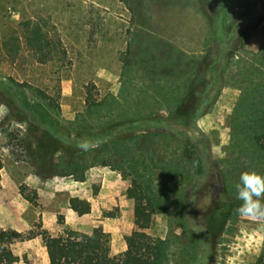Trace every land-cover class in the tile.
<instances>
[{"label":"rangeland","instance_id":"obj_1","mask_svg":"<svg viewBox=\"0 0 264 264\" xmlns=\"http://www.w3.org/2000/svg\"><path fill=\"white\" fill-rule=\"evenodd\" d=\"M188 2L208 29L198 37L193 23L194 44L172 16ZM263 9L264 0H0V227L16 231L14 264H50L48 238L72 229L102 230L108 264H132L134 230L164 240L162 264H264V19L223 84L209 59H220L215 11L229 25ZM208 83L215 102L178 120ZM205 144L210 164L194 190L193 155ZM134 179L154 209L149 223L134 216ZM78 199L94 214L80 216ZM206 202L219 207L205 244L191 214L206 223Z\"/></svg>","mask_w":264,"mask_h":264},{"label":"trees","instance_id":"obj_2","mask_svg":"<svg viewBox=\"0 0 264 264\" xmlns=\"http://www.w3.org/2000/svg\"><path fill=\"white\" fill-rule=\"evenodd\" d=\"M217 1L220 3L224 0ZM250 15L251 16H239L232 24L227 25L223 12L218 10L214 13L213 19L211 20V26L215 33L220 59L217 57H210L209 59L210 62L214 61L218 63L213 69L219 76V78L215 79L217 84L219 81L223 84V69L229 64L231 57L234 56V50L241 48V46L248 41L250 32L264 19V9L254 13L251 12ZM239 42L242 43V45H240ZM15 50V53H18L17 49ZM263 54L264 53H260V56L263 57ZM213 86V83L207 84L203 98L198 101L199 104H195V101L197 100L196 98L182 101L175 114L177 119L182 122H187L189 117L197 118L200 116L206 110V106L215 102L216 95L215 92L213 93ZM262 120L264 123V111L262 114ZM256 139L258 143L264 147V129L262 133L256 135ZM200 151L201 152L196 151L193 155L194 166L192 167L193 174L191 179L194 183V190L201 182L200 179L203 177L202 171L204 170V166L210 164V161H207L208 146L205 144ZM198 166L201 167V175L196 177L194 176L193 170ZM3 167L4 163L0 157V188L2 187L1 171ZM133 182L136 185V189L131 192V196L135 199V216L138 221L149 223L152 220V215L154 213L150 198L146 196L143 185L139 183L137 179H134ZM219 200L221 201L220 198H215V203L218 204ZM227 200L243 202L242 204L245 203L243 200H236L234 197H228ZM82 204L85 205L83 206ZM77 207L80 214L91 211V204L89 201L85 202L84 200L78 199ZM217 207L219 206H213L208 204V202L202 206L203 213H205L203 218L204 216L208 218L206 223L203 220H198L197 216L195 217V214H191L192 218L199 221L203 226L205 234L207 236L210 235L208 239L203 238L205 244L209 242L212 235H215L214 225H212L211 217L209 219V216L218 210ZM15 234L16 231L13 229L0 227V264H14V252L7 241ZM127 244L132 255V264H162L164 253L163 239L155 238L143 230H134L127 237ZM47 249L50 264H107V259L110 253V245L107 240H105L103 231L99 229H96L91 233L72 229L65 236L60 235L49 237L47 240ZM200 257H203V255L201 254ZM262 257H264V255H262ZM204 264H208L207 260L204 261Z\"/></svg>","mask_w":264,"mask_h":264},{"label":"crops","instance_id":"obj_3","mask_svg":"<svg viewBox=\"0 0 264 264\" xmlns=\"http://www.w3.org/2000/svg\"><path fill=\"white\" fill-rule=\"evenodd\" d=\"M188 3H185L184 5L181 4V3H177L176 4L177 6H175L177 12L173 13L172 16L173 17L177 16L178 17V21H179L178 24L181 23L183 25V28L180 31V34H178L180 36V40L184 39L185 41H188V44H190V43L194 44V43H196L195 41L198 42L200 40L199 39H196V40L194 39L195 31L191 28L192 25H195V24L197 25L198 24V27H197L198 32H199L198 37L199 36H203V38H204L206 36V34L208 33V29H207V23H206L205 15H199V14L194 13L193 6L191 5V3H189V4ZM162 5L164 7L163 9H166L168 11L169 10L168 6H171L173 4H169V1H168V2H164V3L162 2ZM158 10H160V9H158ZM174 22L177 23V18H171L170 20L165 21V23L167 25L172 24ZM193 23H195V24H193ZM210 26H211V24H210ZM211 29H212V26H211ZM179 30H180V28H179ZM178 35H177V38H178ZM165 36H166L165 37L166 39L174 40V36L171 35V32H167V34ZM0 157L1 158L3 157L2 156V152L0 153ZM2 160H3V158H2ZM3 169H4V167H3ZM1 173H2V171H1ZM3 181H4V179H3ZM0 192H5V184H4V182H2V187L0 188ZM8 208H9L8 206L5 207V209H7V210H8ZM94 210H95V206L94 207L92 206L90 212H87V213H84V214H80V216H84V215H87V214H91L92 215V214H94ZM6 212L9 213V211H6ZM134 216H135V208H134ZM135 218H136V216H135ZM136 221L140 222V221L137 220V218H136ZM140 223H143V222H140ZM7 243H8V241H7ZM110 263L111 264H123V263H113V262H111V259L109 260V264ZM107 264H108V261H107ZM126 264H130V261H128Z\"/></svg>","mask_w":264,"mask_h":264},{"label":"flooded vegetation","instance_id":"obj_4","mask_svg":"<svg viewBox=\"0 0 264 264\" xmlns=\"http://www.w3.org/2000/svg\"><path fill=\"white\" fill-rule=\"evenodd\" d=\"M222 189H223V188H222V187H220V188L217 190V192H221V191H222Z\"/></svg>","mask_w":264,"mask_h":264},{"label":"bare ground","instance_id":"obj_5","mask_svg":"<svg viewBox=\"0 0 264 264\" xmlns=\"http://www.w3.org/2000/svg\"><path fill=\"white\" fill-rule=\"evenodd\" d=\"M201 123H204V122H203V120L201 121ZM252 234H253V235H255V233H254V232H253Z\"/></svg>","mask_w":264,"mask_h":264}]
</instances>
